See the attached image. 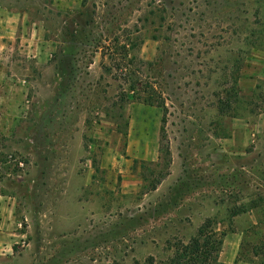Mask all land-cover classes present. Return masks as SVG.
<instances>
[{"label":"rangeland","instance_id":"1","mask_svg":"<svg viewBox=\"0 0 264 264\" xmlns=\"http://www.w3.org/2000/svg\"><path fill=\"white\" fill-rule=\"evenodd\" d=\"M207 221L264 264V0H0V264H169Z\"/></svg>","mask_w":264,"mask_h":264},{"label":"trees","instance_id":"2","mask_svg":"<svg viewBox=\"0 0 264 264\" xmlns=\"http://www.w3.org/2000/svg\"><path fill=\"white\" fill-rule=\"evenodd\" d=\"M75 16L76 17L72 22L74 24L78 23L79 25H82L79 19L82 17L85 18L84 12L79 11L75 14ZM92 23V20L91 22L88 20L84 22L87 27H89ZM74 32L75 31L72 30V32H70V36L75 40L76 37L73 35ZM99 45L100 44H96L95 52H98L99 49H101ZM123 47L125 50L127 46ZM102 49L103 51L101 55L102 58H104L106 48L102 47ZM127 54L128 52L126 51L125 56H123L116 65V69L118 71L116 79L117 81L122 82V85L124 86V89L121 91V98L123 99H121V101L129 102L130 100H134L147 106L162 108L165 112L166 107L162 95L152 84L148 83L142 75L141 67L144 63L135 58L128 59ZM62 61L64 62V60ZM101 65L104 71L110 72V69H108L104 63ZM122 108L123 106H120V109ZM162 122H165V116ZM161 153L165 154L167 158L170 156L169 148H166L165 150L162 149ZM226 235L227 234L225 232L218 233L216 230H213L211 222L207 221L199 229L197 236L188 244H179L173 257L169 261V264H220L219 254L222 251ZM263 248V246L259 247L260 250ZM135 264L140 263L135 262ZM146 264H154V259L149 258L148 261H146Z\"/></svg>","mask_w":264,"mask_h":264}]
</instances>
